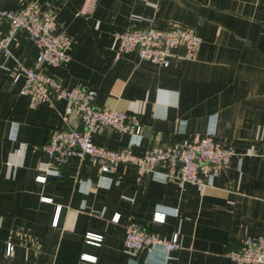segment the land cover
Returning <instances> with one entry per match:
<instances>
[{"label":"crops","instance_id":"0c3cea01","mask_svg":"<svg viewBox=\"0 0 264 264\" xmlns=\"http://www.w3.org/2000/svg\"><path fill=\"white\" fill-rule=\"evenodd\" d=\"M28 1L52 12L70 36L68 60L40 68L66 86L94 88L97 106L134 112L142 123L139 137L105 128L92 132L93 142L138 152L211 130L233 155L201 190L159 173L137 181L130 164L101 172L77 156L60 177L36 181L47 161L41 144L61 125L64 101L30 106L21 78L8 84L6 67L16 60L32 66L37 52L20 33L10 53H0V263L233 264L226 248L238 247L244 234L264 235V0H96L88 13L78 11L83 0H0V8ZM131 23L180 25L201 42L192 59L174 47L166 66L135 51L116 57L111 33ZM155 209L166 212L162 222L150 221ZM115 211L119 219L111 221ZM127 215L161 236L177 230L178 247L167 256L158 246L126 253ZM86 231L101 234L99 243L85 242Z\"/></svg>","mask_w":264,"mask_h":264},{"label":"built area","instance_id":"2783aa9c","mask_svg":"<svg viewBox=\"0 0 264 264\" xmlns=\"http://www.w3.org/2000/svg\"><path fill=\"white\" fill-rule=\"evenodd\" d=\"M96 0H83L79 12L88 13ZM32 41L36 55L32 66L16 60L8 70V84L21 78L19 91L28 96L30 106L43 101L62 99L61 125L51 128L41 150L47 157L43 173L35 180L44 182L46 175L60 177L62 166L72 156L96 165L101 172H113L117 164H130L136 169V180L147 173H159L162 179L173 180L180 188L185 184L195 185L199 190L213 181L220 169L233 155V150L222 146L208 130L196 138L182 137L167 145H150L134 151L128 145L108 147L93 142L92 132L105 128L141 136L142 123L134 112L115 107L97 106L94 88L66 86L62 76L41 69L42 64L57 66L68 60L67 48L70 36L59 28L52 12L40 9L36 1L22 3L16 9L0 8V53H10V44L18 40L19 34ZM114 56L135 51L139 59L166 66L172 49L181 45L182 56L192 59L200 45V35L180 25L166 28L128 24L111 33ZM12 69V70H11ZM11 70V71H9ZM56 208V212L58 210ZM166 212L153 210L150 221L162 222ZM119 212L111 214V221H118ZM55 217L53 223H55ZM84 241L98 244L102 235L86 231ZM178 231L161 236L140 225L127 215L124 224L123 250L131 255L143 248L158 246L164 255L178 247ZM12 252L11 242H6L4 254ZM233 264H264V235L244 234L239 246L223 251ZM80 257L93 260L94 255L80 253ZM1 264V263H0Z\"/></svg>","mask_w":264,"mask_h":264}]
</instances>
